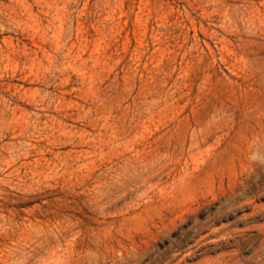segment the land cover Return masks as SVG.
Here are the masks:
<instances>
[{"label":"rangeland","instance_id":"374dc122","mask_svg":"<svg viewBox=\"0 0 264 264\" xmlns=\"http://www.w3.org/2000/svg\"><path fill=\"white\" fill-rule=\"evenodd\" d=\"M263 160L264 0H0V264H264Z\"/></svg>","mask_w":264,"mask_h":264},{"label":"bare ground","instance_id":"6f19581e","mask_svg":"<svg viewBox=\"0 0 264 264\" xmlns=\"http://www.w3.org/2000/svg\"><path fill=\"white\" fill-rule=\"evenodd\" d=\"M263 162H264V160H263ZM261 164V163H260ZM121 261V260H120Z\"/></svg>","mask_w":264,"mask_h":264}]
</instances>
